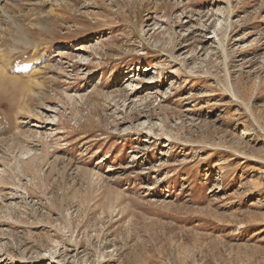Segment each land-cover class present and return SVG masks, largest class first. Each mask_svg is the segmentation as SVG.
Here are the masks:
<instances>
[{
  "label": "rangeland",
  "instance_id": "obj_1",
  "mask_svg": "<svg viewBox=\"0 0 264 264\" xmlns=\"http://www.w3.org/2000/svg\"><path fill=\"white\" fill-rule=\"evenodd\" d=\"M0 264H264V0H0Z\"/></svg>",
  "mask_w": 264,
  "mask_h": 264
}]
</instances>
